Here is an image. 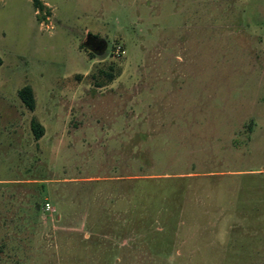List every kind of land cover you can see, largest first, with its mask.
<instances>
[{"label": "rangeland", "instance_id": "1", "mask_svg": "<svg viewBox=\"0 0 264 264\" xmlns=\"http://www.w3.org/2000/svg\"><path fill=\"white\" fill-rule=\"evenodd\" d=\"M41 1L0 0V264H264V0Z\"/></svg>", "mask_w": 264, "mask_h": 264}, {"label": "trees", "instance_id": "2", "mask_svg": "<svg viewBox=\"0 0 264 264\" xmlns=\"http://www.w3.org/2000/svg\"><path fill=\"white\" fill-rule=\"evenodd\" d=\"M33 2L34 8L37 12L42 13L44 10H47L46 6L42 3L41 0H31ZM3 65V60L0 57V68ZM101 76L99 79L93 76V79H96V86L97 87H104L106 84H110L114 81L115 76L109 72H101ZM18 96L22 103L26 106V108L34 112L37 106L36 95L32 87L25 86L18 92ZM31 131L36 141H40L46 133L45 127L41 124V122L37 118H33L31 120Z\"/></svg>", "mask_w": 264, "mask_h": 264}, {"label": "flooded vegetation", "instance_id": "3", "mask_svg": "<svg viewBox=\"0 0 264 264\" xmlns=\"http://www.w3.org/2000/svg\"><path fill=\"white\" fill-rule=\"evenodd\" d=\"M87 45L90 46L91 48L95 49V50H99L103 46V42L98 41L96 39H90L87 42Z\"/></svg>", "mask_w": 264, "mask_h": 264}, {"label": "built area", "instance_id": "4", "mask_svg": "<svg viewBox=\"0 0 264 264\" xmlns=\"http://www.w3.org/2000/svg\"><path fill=\"white\" fill-rule=\"evenodd\" d=\"M120 52V48H118V50H117V53H119Z\"/></svg>", "mask_w": 264, "mask_h": 264}, {"label": "water", "instance_id": "5", "mask_svg": "<svg viewBox=\"0 0 264 264\" xmlns=\"http://www.w3.org/2000/svg\"><path fill=\"white\" fill-rule=\"evenodd\" d=\"M89 40H90V39H88V41H89ZM88 41H87V42H88Z\"/></svg>", "mask_w": 264, "mask_h": 264}]
</instances>
